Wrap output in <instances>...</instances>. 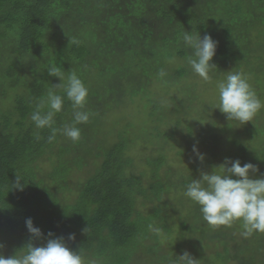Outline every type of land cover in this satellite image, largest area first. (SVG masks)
<instances>
[{
  "label": "trees",
  "instance_id": "1",
  "mask_svg": "<svg viewBox=\"0 0 264 264\" xmlns=\"http://www.w3.org/2000/svg\"><path fill=\"white\" fill-rule=\"evenodd\" d=\"M186 31L218 41L210 75L226 74L235 58L248 63L258 36L264 43V0H0V253L22 254L52 232L87 264H176L185 251L196 264H264V233L244 238L239 221L209 225L183 195L186 187L179 189L184 171L178 181L168 170L162 174L161 153L146 157L148 172H134L140 151L129 130L112 137L108 128L119 103L158 93L187 74ZM52 66L65 84L74 72L88 88L83 110L91 115L76 125V142L61 132L49 142L52 129H38L30 118L53 89L64 98L53 127L73 123L71 101L54 87L60 79L48 74ZM99 77L108 83L93 86ZM157 99L155 123L170 114ZM259 167L264 174V162ZM17 175L23 191L13 187ZM29 217L42 237L28 232Z\"/></svg>",
  "mask_w": 264,
  "mask_h": 264
},
{
  "label": "clouds",
  "instance_id": "2",
  "mask_svg": "<svg viewBox=\"0 0 264 264\" xmlns=\"http://www.w3.org/2000/svg\"><path fill=\"white\" fill-rule=\"evenodd\" d=\"M184 44L190 48L191 54L187 63L192 72L205 82L211 80V71L217 67L212 63L216 54L218 41L211 34H183ZM50 76L60 79L56 88H63L66 97L71 101L74 110L72 124H66L61 129L53 127L54 116L62 111L64 98L53 89H49L46 99L36 105V110L31 114V120L40 128H51V142L57 132L76 142L81 137V129L76 125L87 123L90 112L83 110L88 97V88L83 81L71 73L64 83V75L59 67L52 66L48 69ZM161 76L165 72L161 70ZM218 103L214 108L226 114L229 121H237L241 125L252 121L255 114L264 107L262 102L252 90L248 78L240 72H229L224 79L216 82ZM47 106V111L42 109ZM198 160L203 161L204 155L196 144L192 148ZM218 170L202 172L201 176L192 179L187 185L183 195L195 202L200 207L203 219L211 226H232L234 222L241 223V235L249 238L256 232L264 233V175L253 178V173L259 171L251 162L242 163L239 158L226 157L224 162L215 166ZM214 168V167H213ZM21 176L13 187L23 191L25 185L20 183ZM25 225L34 238L43 236L42 230L35 226L32 218L25 220ZM151 231L159 233L160 229L149 225ZM54 234L48 233L46 243L39 246L31 241L27 244L26 251L5 257L0 253V264H87L83 253L72 250L65 242L64 237L52 238ZM75 234L70 233L68 240H74ZM4 245L0 243V248ZM176 264H196V259L187 251L178 255Z\"/></svg>",
  "mask_w": 264,
  "mask_h": 264
},
{
  "label": "rangeland",
  "instance_id": "3",
  "mask_svg": "<svg viewBox=\"0 0 264 264\" xmlns=\"http://www.w3.org/2000/svg\"><path fill=\"white\" fill-rule=\"evenodd\" d=\"M256 42L257 46H252L255 52L247 57L248 63L243 65L235 58L234 64L224 66L226 74L223 72L220 76H211V80L205 82L192 72L189 65L187 74L178 83L174 82L172 86L170 84L163 90H157L158 93L151 89L144 96H134L131 102L117 105L113 116H109L108 128L113 131L112 137L129 130L130 137L140 151L134 159V172L149 171L151 165L147 163L148 155L157 157L161 153L165 154L166 160L160 172L165 174L168 170L174 178L184 171L186 175L180 177L178 182V186H181L179 189L183 192V187L196 179V175L200 176L206 169L218 170L215 166H219L229 154H233V159L242 157L243 162H251L257 166L259 171L252 174L253 178L264 175L261 172L263 168L259 167L264 162V107L255 114L252 121L242 125L237 121H229L218 107L214 108L218 103L216 82L224 79L229 72L244 74L256 96L264 102V43L260 36L253 43ZM259 44L261 45L258 47ZM98 79L93 81V86L108 83L107 78ZM154 99L160 100L162 109L169 108L170 113L167 119L157 120V123ZM163 113L162 115L166 114ZM177 119L181 120L180 125L177 124ZM161 133L163 135L159 136ZM194 144L205 154L203 161L198 160L193 153ZM198 168L200 172L196 173ZM147 180L148 178L144 179L145 182ZM173 180L178 181L177 178ZM170 195H174V190ZM173 197L174 200H183L175 195ZM142 210H146L145 205Z\"/></svg>",
  "mask_w": 264,
  "mask_h": 264
}]
</instances>
